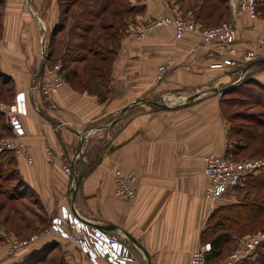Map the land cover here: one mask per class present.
<instances>
[{"label":"crops","instance_id":"1","mask_svg":"<svg viewBox=\"0 0 264 264\" xmlns=\"http://www.w3.org/2000/svg\"><path fill=\"white\" fill-rule=\"evenodd\" d=\"M185 1L124 0L122 35L110 47L107 94L101 101L65 80L55 93L41 91L59 63L52 62L56 39L67 29L66 24L55 31L63 14L59 0H1L0 71L12 78L13 95H26L22 123L32 163L16 158L20 177L47 223L61 208H75L92 225L118 235L142 264L190 263V253L203 243L207 217L217 207L203 198L208 184L203 157L230 149L221 90L243 82L264 87V63L240 57L250 40L264 36V15L251 19L238 12L233 17L238 0H226L227 21H233L237 36L234 65L215 66L219 55L197 30L180 39L170 26L138 36L137 27L148 20L167 12L182 14L179 6ZM190 11L185 14L192 17ZM42 36L49 41L44 59ZM167 60L174 62L172 68L157 79L158 66ZM45 144L53 162L46 159ZM115 169L136 174L134 199L115 196ZM74 175L78 181L71 190ZM51 244L60 249L62 264L87 261L69 242L40 232L15 255L1 248L0 264L21 262ZM93 264L111 263L99 258Z\"/></svg>","mask_w":264,"mask_h":264},{"label":"built area","instance_id":"2","mask_svg":"<svg viewBox=\"0 0 264 264\" xmlns=\"http://www.w3.org/2000/svg\"><path fill=\"white\" fill-rule=\"evenodd\" d=\"M238 12L247 14L251 19L257 17L255 0H238ZM172 27L175 37L180 39L190 31H198L205 44H211L219 55L217 67L231 66L235 64L237 54L234 47L236 31L232 20L219 23L210 27H197L189 18L174 13H164L156 18L148 20L137 27L139 37L159 27ZM44 42L41 41L40 53L45 54ZM244 62H250L264 58V37H257L248 42L247 48L240 54ZM172 60L160 64L157 69V79H161L173 66ZM60 64H54L52 70L56 72ZM63 80L57 75L44 81L41 91L44 95L55 93L62 85ZM0 112L5 114L10 136L0 138V152L11 151L15 157L23 158L27 163H32L30 148L25 141V128L22 117L27 114L26 95L23 91L15 94L12 103L6 104L0 101ZM44 152L48 162H53L54 154L50 146L44 145ZM78 156V153L75 155ZM203 173L208 178V184L203 193L207 204H217L224 197L235 190L245 178L264 168V156L233 160L226 155L208 153L203 157ZM64 171L71 174L70 166H64ZM75 177L69 183L70 189L75 188ZM115 196L131 200L136 196L137 176L132 172H124L120 169L113 170ZM45 234L55 236L69 242L84 254L85 264H93L96 259H104L111 264H142V257L131 252L118 235L92 225L86 219L78 215L75 208H61L59 214L50 217L49 223L44 229ZM5 239L12 243L8 254H14L17 250L37 240L39 234H33L27 240L17 239L14 236L3 233ZM264 242V229L252 235H246L239 239L236 247L223 259L212 264H239L243 260L253 256L256 249ZM209 242H203L190 253L189 264H207L206 256L210 251Z\"/></svg>","mask_w":264,"mask_h":264},{"label":"rangeland","instance_id":"3","mask_svg":"<svg viewBox=\"0 0 264 264\" xmlns=\"http://www.w3.org/2000/svg\"><path fill=\"white\" fill-rule=\"evenodd\" d=\"M116 1L117 4L112 5L113 9L117 8L119 4L122 6L123 9L125 8V5L127 6V3L124 2V0H116ZM214 2H221L220 5H221V9L223 8L224 14H223V18H221L220 21L214 18L213 22L206 23L205 27H210L228 20L227 17L228 8L224 7L226 6V3L224 4L223 0H187L183 2L182 5L179 6V9H181L182 14L184 15L186 11L189 9H191L192 11L190 12L194 14L197 11L199 5H204L205 7L203 10L204 12ZM0 9H1V4H0ZM71 12L78 13L77 7L74 6L71 9ZM77 16L78 15L73 14L71 17H69L66 23L67 24L66 31L61 35H58V38L56 39V48H57L56 55H60L63 53L62 50L65 45L73 46V44H76L78 42L77 44H81L80 47L82 48V52L80 54L85 55L88 58L96 57L98 58L96 60V63H99L100 62L99 60L100 58H102L103 54L101 53V51H99V53L94 52L95 47L96 48L100 47L104 52L103 50L104 47H108V46L111 47V45L110 43L103 44L104 42L101 39L98 41H93V42H98L97 44L96 43L95 44L99 46H93L94 43H91L90 41L85 42L83 40V36H84L83 33L82 36L81 35L79 36V33L82 30L80 26L77 25V23L82 24L86 21H91L92 18H88L85 17L84 15H81L80 19L77 20ZM111 20L112 18L109 15H107L106 19L102 21L101 19L94 20V22L92 23L94 25V30L91 33H88L89 34L88 36L91 37L93 34L95 35L98 34L99 33L98 26L102 24L106 25ZM123 22H124L123 15H120L115 19V23L119 28L121 27ZM114 29L115 28L112 27L111 29H105V30L107 34H109ZM41 41L44 42L45 45L44 50H46L47 52V48L49 46L48 39L42 36L41 38H39V44H41ZM39 52H40V45H39ZM46 52L44 55L41 54L42 59L46 57ZM106 58L108 60L107 63L111 62L110 61L112 58L111 56L106 55ZM84 64H85L84 62H80V63L67 62L66 66L69 69L77 68L79 69V71H81L80 69ZM58 70L59 69L56 70L57 72H55L54 70V75H57L62 78ZM62 80L64 79L62 78ZM13 93H14V86L12 85V83H10V85H7L6 87L0 85V101L6 104L12 103L15 99V94H16L15 93L13 95ZM223 97L229 98L227 103H222V113L224 118L228 122V126H229L228 138H229L231 151L228 157L233 160H243V159L264 156V89L251 82L250 83L246 82V83H242L241 86L238 87L235 91L230 90L224 93ZM0 114H1L0 138L10 136L5 114L1 112ZM236 130H240V133H236L237 132ZM90 156L91 153H89V156L87 158H90ZM10 157H11L10 155H7L6 157L3 158H6L7 160ZM14 157L15 156L13 154V156L11 157L12 163L9 164L4 162L5 164L3 166V169L0 170V249L2 248L7 253V255L10 256L15 255L18 250L14 254H8L12 243H9L7 239H5L3 233H7L8 235L14 236L15 238L18 237L17 239L27 240L33 234H39L40 232L41 233L44 232V229L49 223V222L48 223L40 222L43 216L39 210V206L34 202V198L32 194L23 184L19 183V187L17 188L16 191V193L22 196V198L18 201H14V200L12 201L8 199V196L14 193L15 189L13 188H15L17 183V179H14V175H13L15 173L14 168L17 160ZM0 162L2 161L0 160ZM255 176H259L260 179H264V168L257 171L255 173ZM250 180L251 179H249L248 177L242 186L229 193V195L227 196L228 199H225V202L217 203V206H221L226 203H231L235 201H245V200L248 201L255 200L256 202L261 203L264 206V187H261L260 190H257L256 187H252L251 185L252 183L250 182ZM4 204H6L5 207H3ZM56 214L58 215L59 212H57ZM4 218H7L6 223H3ZM27 222H30L31 225L28 224L26 226ZM252 231L254 232L255 230ZM253 232L252 234H255L258 231L254 233ZM234 246H235L234 244L233 246L230 247L225 246L223 248V254L221 255L220 260L223 259L234 248ZM54 249L55 246H53L49 250V252H46V255L42 256V258H45L44 262L41 263L35 262L34 264H62V260H60V249L59 250H54ZM258 252L264 253V247L259 249ZM211 261L213 263H216L219 260L212 259ZM8 264H12V263H8Z\"/></svg>","mask_w":264,"mask_h":264},{"label":"trees","instance_id":"4","mask_svg":"<svg viewBox=\"0 0 264 264\" xmlns=\"http://www.w3.org/2000/svg\"><path fill=\"white\" fill-rule=\"evenodd\" d=\"M224 4L226 3V0H223ZM256 2V10L257 15L261 14L264 15V0H255ZM92 3V4H91ZM1 4V0H0ZM59 4L62 9V17L59 21V24L57 28H55V31H59L60 28L64 27L66 25V21L68 20V17H71L73 14L78 15L77 20L80 19L81 15H84L85 17L92 18L91 21H86L82 24L77 23L78 26L81 28V32L79 33V36H82L83 33V40L90 41L91 43H94L93 46H99L96 45L98 40H103V44H109L112 47L116 46V43L120 39L122 35V31H120V28L117 27V24L115 23V19L120 16L122 10V6L119 4L117 8L113 9L112 5H116V0H59ZM98 4H101L98 8ZM221 2H214L208 9H206L204 12V5L198 6L197 11L192 15V17H189L188 15L179 14L184 17H189L195 24L196 22H202L203 25L206 26V23L213 22V19L216 18V20L220 21L221 18H223V8L221 9ZM74 5L78 9V13H72L71 11L68 12L71 8V6ZM226 7V6H224ZM67 13V14H66ZM109 15L112 20L107 23L106 25H99V33L93 34L91 37H89L88 33H91L94 30V25L92 24L94 20L106 19V16ZM225 16V15H224ZM77 22V21H76ZM114 27L115 29L107 34L105 29H111ZM106 33V34H104ZM90 38V39H89ZM54 41V40H53ZM78 43V42H77ZM73 44V46H66L65 50L62 54L56 55L57 52L54 51V57H53V63L55 61H59L60 67H59V73L61 74L62 78L65 81L70 82L73 86H75L77 89L81 91H86L90 94H96L99 97V100H104L106 98L107 94V82L109 80V73H110V65L111 62L107 63L106 55L111 56L112 51L110 47H104V52L100 47H95L94 52L103 54L102 58H100V62L96 63V60L98 58L96 57H87L85 55H81L82 48L80 47L81 44ZM96 43V44H95ZM101 46V45H100ZM80 51V52H79ZM48 52V48H47ZM46 52V54H47ZM75 52V53H74ZM52 56V54H51ZM111 61V60H110ZM67 62H73V63H80L84 62L85 64L82 66L79 71L77 68H71L69 69L66 66ZM54 65V64H53ZM12 83V78L3 72L0 71V85H3L6 87L7 85H10ZM244 83V82H243ZM240 85V84H239ZM258 85V84H256ZM259 87L263 88L261 85H258ZM234 86L230 88V90H235ZM238 88V87H237ZM229 89L226 90L224 93L230 91ZM229 98H222V103H227ZM2 113V112H1ZM1 115V114H0ZM236 133H240V130H236ZM230 149L228 150V154H225L227 157L230 154ZM7 155L13 156L11 151H3L0 152V170L3 169V166L5 163H12L11 157L6 160ZM16 159V157H14ZM15 161V160H14ZM5 162V163H4ZM14 163V162H13ZM14 179H17V183L14 193L10 194L8 196L9 200L18 201L22 198L18 193H16L17 188L19 187V183L26 186L20 177L16 165L14 168ZM249 177L250 182L252 183V187H256L257 190H260L261 187H264V179H260L259 176H255V173L248 175L245 180ZM245 180L238 185L235 189L242 186L245 182ZM6 204L3 205L5 207ZM22 218V217H21ZM6 219H3V223H6ZM41 223L46 222L44 218H41ZM47 223V222H46ZM31 225L30 222L26 223L27 225ZM30 227V226H29ZM264 229V206L261 203L256 202L255 200H245V201H235L231 203H226L221 206H217L212 210V212L209 214L206 220L205 227L201 231V242H209L211 249L207 253L206 261L207 264H212V259H218L220 260L221 255L223 254V248L225 246L230 247L235 245L236 247L239 239L246 236V234H252V230H255L254 232L261 231ZM253 232V233H254ZM55 246L57 247V244H51L49 247H45L43 251L39 252H30L28 253L23 261L18 263H12V264H34L35 262L41 263L45 261V258H42L43 255H46V252H49V250ZM264 247V242L256 249L255 254L239 264H264V253H259V249ZM233 248V249H234ZM232 249V250H233ZM231 250V251H232ZM230 251V252H231ZM49 254V253H48Z\"/></svg>","mask_w":264,"mask_h":264},{"label":"water","instance_id":"5","mask_svg":"<svg viewBox=\"0 0 264 264\" xmlns=\"http://www.w3.org/2000/svg\"><path fill=\"white\" fill-rule=\"evenodd\" d=\"M257 62H258V63H264V58L257 59ZM235 84H236V83H234V84H230V85H228V86H225V87L221 90V92H225L226 90H228V89L234 87ZM212 91L217 92V91H219V89H218V88H213ZM193 98H194V97L190 98L189 100H191V99H193ZM76 178H77V176L75 177V183L78 181V180L76 181Z\"/></svg>","mask_w":264,"mask_h":264}]
</instances>
